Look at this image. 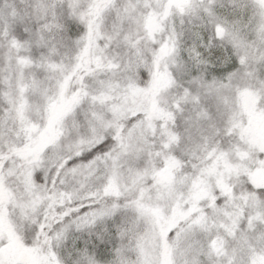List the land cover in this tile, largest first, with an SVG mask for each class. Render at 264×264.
<instances>
[{
    "label": "snow or ice",
    "instance_id": "obj_1",
    "mask_svg": "<svg viewBox=\"0 0 264 264\" xmlns=\"http://www.w3.org/2000/svg\"><path fill=\"white\" fill-rule=\"evenodd\" d=\"M0 264H264V0H0Z\"/></svg>",
    "mask_w": 264,
    "mask_h": 264
}]
</instances>
